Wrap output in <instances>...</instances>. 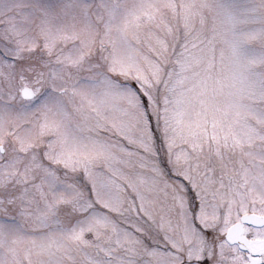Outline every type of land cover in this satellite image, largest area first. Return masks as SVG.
Returning a JSON list of instances; mask_svg holds the SVG:
<instances>
[{
  "label": "rangeland",
  "instance_id": "rangeland-1",
  "mask_svg": "<svg viewBox=\"0 0 264 264\" xmlns=\"http://www.w3.org/2000/svg\"><path fill=\"white\" fill-rule=\"evenodd\" d=\"M3 60L0 264H225L219 175L264 215V0H0Z\"/></svg>",
  "mask_w": 264,
  "mask_h": 264
},
{
  "label": "flooded vegetation",
  "instance_id": "flooded-vegetation-1",
  "mask_svg": "<svg viewBox=\"0 0 264 264\" xmlns=\"http://www.w3.org/2000/svg\"><path fill=\"white\" fill-rule=\"evenodd\" d=\"M0 63H4V60ZM2 66L3 68L9 67V65L4 66L3 64ZM26 89L28 88H24L21 91L22 96H23V91H25ZM28 90L30 91L32 96L30 99H27V101H23L22 103L33 102L34 100L39 99V96H36L33 90H30V89ZM35 97H37V99ZM10 152L15 153L16 151L11 150ZM6 153H7V150H5L3 145L0 144V193L5 192L4 190L6 189V187L3 186L5 180H7L9 177L11 178L17 172L16 167L18 164L17 163L18 160L16 158H13V156L9 158L5 157ZM24 166H25L24 162L20 163L19 171H24ZM185 179H186L185 176L177 178V180H179L180 182L183 183V185L185 184L186 186ZM220 179H223V183L227 184V186H223V187L218 186ZM212 181L214 180L205 178L204 180H202L201 185L206 184V183H211ZM216 182H217V186H214L215 193H214V190L211 192V188L202 190L201 195H200L201 198L200 196L199 198H195L193 203H192V200H188V201H191V202H188V204L192 203V206H186V207L181 206L180 208L181 212L183 213L184 216L185 215L187 216L188 213L192 214V217L190 218L192 224L200 228L199 231L203 233L206 238H208L207 239L208 241L213 242L214 244L218 242H224V241L226 242V245L229 247V249H231V251L229 253L230 258H227L224 261L225 264H264V226H256V225H250V224L245 223L243 225L242 233L237 234V235L236 234L232 235L228 233L231 227L242 223V219L244 216L252 215V214L259 215V216H264V215H262V213L253 212L250 210H249L250 212H245L243 214L237 215L238 209L237 208L234 209V206L231 205L230 203V198L232 197L230 193L231 187L229 186L231 182V177L224 175L223 177L221 176L220 178V175H219ZM219 190H223L222 195H224L222 198L218 196L220 203H218L217 198L212 199L214 198V194L217 195V191ZM205 192H208V195H212L211 196L212 200L208 199V203L206 204V206H202L201 208L199 200L204 198ZM191 195L194 196V193H192ZM204 200H207V199H204ZM258 208L254 210L258 211ZM233 209H234V213L230 214L232 223L230 224V227L227 230L225 235H220L216 233L215 230H212V229H202L201 223L203 222L208 223L214 220L213 217L216 214L215 211L222 212V214H228ZM239 211H241L240 207H239ZM6 215H7V212L2 211L0 217L4 219ZM187 221H189V219ZM202 254H203L202 259L196 260V261L194 260L191 262L185 261L184 264L186 263L188 264H220V259L218 260L216 259L217 256L215 255L217 254L215 251L214 252L212 251L202 252Z\"/></svg>",
  "mask_w": 264,
  "mask_h": 264
},
{
  "label": "water",
  "instance_id": "water-1",
  "mask_svg": "<svg viewBox=\"0 0 264 264\" xmlns=\"http://www.w3.org/2000/svg\"><path fill=\"white\" fill-rule=\"evenodd\" d=\"M31 93L28 89H26L25 91H23V97L26 99H30L31 98ZM250 224V225H256V226H264V216H259V215H247L244 216L242 219V223L238 224V225H234L233 227L230 228L229 230V234H240L243 232V225L244 224Z\"/></svg>",
  "mask_w": 264,
  "mask_h": 264
}]
</instances>
